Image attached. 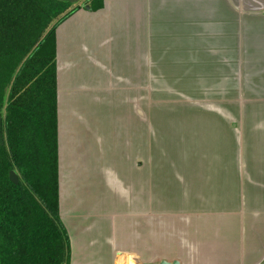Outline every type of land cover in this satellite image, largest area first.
Segmentation results:
<instances>
[{"label": "crops", "instance_id": "1", "mask_svg": "<svg viewBox=\"0 0 264 264\" xmlns=\"http://www.w3.org/2000/svg\"><path fill=\"white\" fill-rule=\"evenodd\" d=\"M55 65L70 264H264V0L80 7Z\"/></svg>", "mask_w": 264, "mask_h": 264}, {"label": "trees", "instance_id": "2", "mask_svg": "<svg viewBox=\"0 0 264 264\" xmlns=\"http://www.w3.org/2000/svg\"><path fill=\"white\" fill-rule=\"evenodd\" d=\"M79 1L0 0V264H70L59 216L55 30ZM85 2L96 11L103 0Z\"/></svg>", "mask_w": 264, "mask_h": 264}, {"label": "water", "instance_id": "3", "mask_svg": "<svg viewBox=\"0 0 264 264\" xmlns=\"http://www.w3.org/2000/svg\"><path fill=\"white\" fill-rule=\"evenodd\" d=\"M70 3H74L77 0H68ZM81 7H83L85 10H89V6L86 4V2H84ZM10 178L13 182L16 181V177L12 174L10 175ZM140 258H138L137 256L131 257L130 258V264H139ZM158 264H179L177 261H172V262H167V261H161Z\"/></svg>", "mask_w": 264, "mask_h": 264}, {"label": "rangeland", "instance_id": "4", "mask_svg": "<svg viewBox=\"0 0 264 264\" xmlns=\"http://www.w3.org/2000/svg\"><path fill=\"white\" fill-rule=\"evenodd\" d=\"M85 2V0H80L79 1V4L80 5H82L83 3ZM91 220H93L92 218H88V219H86V221L85 222H87V223H90V221ZM61 222H62V220H61ZM63 224H65V222H63ZM128 252H130V251H128ZM129 254V253H128ZM132 256V255H131ZM132 257H134V256H132ZM129 258H130V256H128L127 254L126 255H122V257H121V259H119V260H121L120 262H126L127 260H129Z\"/></svg>", "mask_w": 264, "mask_h": 264}]
</instances>
